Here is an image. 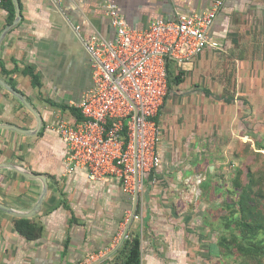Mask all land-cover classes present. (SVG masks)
Wrapping results in <instances>:
<instances>
[{"label":"crops","instance_id":"1","mask_svg":"<svg viewBox=\"0 0 264 264\" xmlns=\"http://www.w3.org/2000/svg\"><path fill=\"white\" fill-rule=\"evenodd\" d=\"M18 1L22 19L0 46V76L28 99L43 126L35 133L36 115L0 85V124L30 133L1 128L0 163L45 176L47 193L31 217L0 210V264H77L90 253L101 255L94 264H119L117 240L130 211L139 216L129 230L140 234L141 264H197V216L232 192L237 153L264 147V0H223L209 31L214 45L168 63L169 92L157 116L161 166L147 174L138 196L117 178L92 180L70 166L66 143L48 125L79 121L78 104L93 85L86 44L116 36L108 2L129 26L144 29L154 19L210 10L216 0ZM7 6L0 5V35L13 23ZM43 189L39 178L0 168V201L19 212L30 213ZM37 230V237L26 234Z\"/></svg>","mask_w":264,"mask_h":264},{"label":"built area","instance_id":"2","mask_svg":"<svg viewBox=\"0 0 264 264\" xmlns=\"http://www.w3.org/2000/svg\"><path fill=\"white\" fill-rule=\"evenodd\" d=\"M222 6L216 0L210 10L154 19L137 29L116 3H107L116 36L86 44L93 85L78 104L83 119L48 125L66 143L70 166L86 169L92 180L117 178L132 196L143 191L147 174L161 166L157 116L169 92L168 63L189 61L214 45L209 31ZM138 218L128 213L117 241L131 238L130 224ZM100 256L90 253L77 264H94Z\"/></svg>","mask_w":264,"mask_h":264},{"label":"trees","instance_id":"3","mask_svg":"<svg viewBox=\"0 0 264 264\" xmlns=\"http://www.w3.org/2000/svg\"><path fill=\"white\" fill-rule=\"evenodd\" d=\"M9 1L11 16L9 22H13L14 7L12 0ZM6 76L7 71H1ZM12 85L13 82L11 81ZM79 121L83 116L79 110ZM251 147V145H249ZM258 150V151H257ZM258 153H262L264 147L257 145ZM241 167L236 169L234 178V191H230L231 198L238 195L237 199H228L226 209L228 214L223 216L222 226L229 235L222 234L219 240L220 255L231 256L240 255L241 264H264V185L261 179L257 178L251 169L246 173ZM233 194V195H232ZM20 225V224H19ZM28 225V223H26ZM25 233V230L20 228ZM29 237H37L40 230L36 232H26ZM117 262L119 264H141V238L140 234L132 235L131 238L123 242V247L119 251ZM209 256V255H208ZM210 254L208 259H211ZM204 264H209L205 262Z\"/></svg>","mask_w":264,"mask_h":264},{"label":"rangeland","instance_id":"4","mask_svg":"<svg viewBox=\"0 0 264 264\" xmlns=\"http://www.w3.org/2000/svg\"><path fill=\"white\" fill-rule=\"evenodd\" d=\"M243 154V155H242ZM240 158L241 168L244 169L245 182L247 180L246 173L248 169H251L252 172L256 175L257 178L261 179L264 185V151L258 153L252 147L248 146L244 148L243 152L237 153ZM232 191H234V185H230ZM220 188V189H219ZM218 192H222L223 186L218 187ZM226 189V188H225ZM225 193H227L225 191ZM224 199L219 198L217 200V207L211 209L210 211H204L203 216H197V264H204V260L209 262V264H241L243 263L240 255H218L220 253L219 240L222 234L229 235L230 231L224 230L223 216L228 214L226 209V201L228 199H237L238 195H233L231 198V193ZM222 195V194H221ZM213 254L211 259H206ZM209 255V256H208Z\"/></svg>","mask_w":264,"mask_h":264},{"label":"water","instance_id":"5","mask_svg":"<svg viewBox=\"0 0 264 264\" xmlns=\"http://www.w3.org/2000/svg\"><path fill=\"white\" fill-rule=\"evenodd\" d=\"M16 6V19L14 20V22L10 25H8L4 31L1 33L0 35V46L2 44V42L4 41L6 35L10 32L11 29H13L15 26H17L21 19H22V15H21V8H20V4L18 0H13ZM0 85L3 86L5 89H7L11 94H13L15 97H17L32 113H34L36 115V117L38 118V127H37V131L35 133H38L39 130L42 128L43 126V119L42 117L38 114V112L36 111V109L33 107V105L28 101V99L21 93L19 92L15 87H13L9 82H7L6 80H4L1 76H0ZM1 128H10L13 130H16L18 132L24 133V134H30L29 131L22 129L20 127L11 125V124H0V129ZM12 168L15 169L16 171L20 172L21 174L29 177V178H36V179H41L44 182V189L42 191V195L40 196V198L37 201V204L35 205V207L33 208V210L30 213H22L19 212L17 210H15L14 208L2 203L0 201V210L6 211L12 215L15 216H25V217H31L34 214H36L40 208H41V204L46 196L47 193V182H46V178L43 175H36L34 173H32L31 171H28L27 169L15 165V164H11V163H0V168ZM138 196V195H137ZM133 213L135 214V211H133Z\"/></svg>","mask_w":264,"mask_h":264},{"label":"clouds","instance_id":"6","mask_svg":"<svg viewBox=\"0 0 264 264\" xmlns=\"http://www.w3.org/2000/svg\"><path fill=\"white\" fill-rule=\"evenodd\" d=\"M41 35L43 34V33H40Z\"/></svg>","mask_w":264,"mask_h":264}]
</instances>
